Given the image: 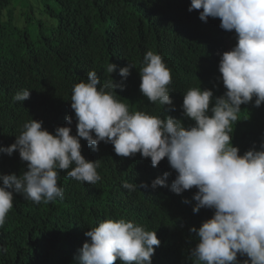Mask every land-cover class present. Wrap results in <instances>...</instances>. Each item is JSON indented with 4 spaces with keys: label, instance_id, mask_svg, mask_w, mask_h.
Returning <instances> with one entry per match:
<instances>
[{
    "label": "trees",
    "instance_id": "obj_1",
    "mask_svg": "<svg viewBox=\"0 0 264 264\" xmlns=\"http://www.w3.org/2000/svg\"><path fill=\"white\" fill-rule=\"evenodd\" d=\"M30 1L41 5L54 23L46 27L31 14ZM191 0H0V147L15 142L23 125L31 119L54 134L57 127L69 126L76 134V118L71 109L75 84L95 70L101 83L111 78L123 82L115 89L130 111H145L161 118L171 115L185 127L194 121L183 115L184 94L190 89H209L214 97L226 91L219 72L222 54L236 44V34L223 30L219 18L199 19L201 10L188 11ZM22 9V13L18 12ZM18 12V14H17ZM15 14L20 24L15 22ZM147 51L162 55L171 69L175 110L159 102L150 103L140 91V69ZM109 63L117 65L107 73ZM122 78L119 69L128 66ZM23 89L29 99L14 101ZM255 99V98H254ZM211 107V104H210ZM264 142V104L254 100L241 105L240 118L233 124L232 144L242 155ZM81 154L90 161L100 160L101 179L96 184L80 182L62 170L58 186L63 198L39 204L14 194L13 208L0 228V264H79L78 255L90 237L85 233L105 219L131 220L156 231L160 246L155 247L152 264H192L190 251L198 242L191 228H199L214 210L193 212L194 187L177 195L170 185L176 172L167 158L153 167L140 153L120 157L113 145L101 142L93 151L81 139ZM73 165L72 167H74ZM27 170L19 152H0V174L20 175ZM164 172H170L168 187H151ZM136 183L135 190L123 182ZM2 184V181H0ZM187 200L188 203L184 201ZM242 262L246 257H238ZM114 264H121L119 260Z\"/></svg>",
    "mask_w": 264,
    "mask_h": 264
},
{
    "label": "clouds",
    "instance_id": "obj_2",
    "mask_svg": "<svg viewBox=\"0 0 264 264\" xmlns=\"http://www.w3.org/2000/svg\"><path fill=\"white\" fill-rule=\"evenodd\" d=\"M199 19L219 18L223 30L236 34V44L225 51L219 72L226 89L214 97L209 89L190 88L183 98V115L194 121L185 127L182 120L164 118L145 111H130L115 89L123 90V82L111 78L101 83L95 70L87 79L74 85L71 109L76 118V134L69 126L57 127L53 133L43 128V121L31 119L15 142L0 147L11 156L19 152L27 170L22 174H0V228L13 208L14 194L37 204L62 199L64 190L58 186L60 171L80 182L96 184L100 160L90 161L81 154V139L93 151L101 142L113 145L120 157L137 153L150 158L153 167L167 158L176 172L170 189L179 195L196 188L193 212L214 210L211 218L197 229L198 242L190 251L192 264H264V142L240 154L232 144L233 124L240 118L241 105L264 104V0H191L189 12L201 10ZM129 64L119 69L126 80ZM117 65L109 63L107 73ZM140 91L150 103L159 102L175 110L170 98L171 69L161 54L147 51L140 69ZM31 91H18L13 99L23 102ZM255 98V99H254ZM211 104V107H210ZM75 165L74 167H72ZM171 173L164 172L151 183L168 187ZM124 188H147V184L123 182ZM188 203L187 200L184 201ZM90 237L79 250V264H152L155 247L160 246L156 231L131 220L105 219L85 233ZM155 246V247H154ZM0 252L7 248L0 246ZM238 257H246L242 262Z\"/></svg>",
    "mask_w": 264,
    "mask_h": 264
},
{
    "label": "rangeland",
    "instance_id": "obj_3",
    "mask_svg": "<svg viewBox=\"0 0 264 264\" xmlns=\"http://www.w3.org/2000/svg\"><path fill=\"white\" fill-rule=\"evenodd\" d=\"M30 6L32 8L31 14L35 19L42 22L46 27L54 26V23L51 20H49L46 15H44V13L42 11V7L40 4L30 1ZM18 12L22 13V9L18 8ZM18 12H17V14H18ZM15 22L20 24L19 23L20 20L18 19V16L16 14H15Z\"/></svg>",
    "mask_w": 264,
    "mask_h": 264
}]
</instances>
